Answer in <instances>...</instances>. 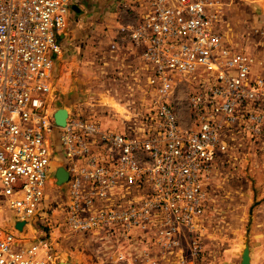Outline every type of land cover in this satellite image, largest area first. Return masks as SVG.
I'll return each instance as SVG.
<instances>
[{"label":"built area","instance_id":"2783aa9c","mask_svg":"<svg viewBox=\"0 0 264 264\" xmlns=\"http://www.w3.org/2000/svg\"><path fill=\"white\" fill-rule=\"evenodd\" d=\"M117 1L124 21L110 49L139 53L149 97L125 132L76 107L66 108L65 127L56 124L55 62L77 0H0V216L11 212L17 233H35L0 234V264L63 262L44 224L53 210L47 181L56 133L69 176L67 229L162 250L172 264H211L200 231L219 153L231 149V138L263 148L264 75L253 76L255 60L226 44L215 0ZM180 81L191 90L186 123L176 110ZM119 261L137 263L129 253Z\"/></svg>","mask_w":264,"mask_h":264},{"label":"rangeland","instance_id":"374dc122","mask_svg":"<svg viewBox=\"0 0 264 264\" xmlns=\"http://www.w3.org/2000/svg\"><path fill=\"white\" fill-rule=\"evenodd\" d=\"M109 1L97 0L92 3L97 8L102 5L101 16L98 17L103 23L99 38L104 36L112 39L115 26L113 21H124V13L119 12V9L114 11L112 7V10H107ZM113 1L117 2L111 0L110 3ZM248 11H245L247 16L253 17L254 13ZM71 13L72 10L67 15V21L73 17ZM258 22L260 21H221L228 47L249 56L255 54L252 51L264 52V33L255 26ZM110 60L99 63L96 67L92 66L93 69L85 65H81V68L72 67L68 70L64 87L54 81V97L61 101V107H76L86 115L93 113L103 120L109 130L125 132L140 122V113L147 108V72L140 60L134 63L123 56L119 60ZM88 61L89 58L82 62L79 60L80 64L90 65ZM109 62L111 65H108ZM101 66L103 68L100 70ZM112 68L115 70L113 73L110 71ZM261 75H264V65L255 64L253 76ZM78 78L83 81L77 82ZM185 82L180 81L176 90V110L180 119L186 123L189 115L187 99L191 90ZM190 84L194 85L196 82ZM53 138L57 149L47 181V195L53 210L50 213L51 220L47 223L44 221V224L50 226L62 260L70 264H124L119 258L129 253L137 259L136 264H172L168 259L169 255L166 257L167 254L162 250L146 251L132 241L124 245V239L83 236L67 229L63 223V203L67 201L69 185L57 184L56 167L59 162H63V158L60 155L57 133ZM231 140V149L227 153H219L206 180L209 205L200 231L206 249L204 261L211 264H241L242 252L248 243L251 264H264V233L254 232L255 217L259 225L264 224V219L260 221L256 214L258 211L259 214H264V210L260 209L264 204V143L263 148L258 149L239 138ZM4 216L5 225L16 222L13 213L6 212ZM32 224L43 227L41 222ZM183 252L187 255L188 249L184 248Z\"/></svg>","mask_w":264,"mask_h":264},{"label":"crops","instance_id":"0c3cea01","mask_svg":"<svg viewBox=\"0 0 264 264\" xmlns=\"http://www.w3.org/2000/svg\"><path fill=\"white\" fill-rule=\"evenodd\" d=\"M110 1L107 6V10H112L113 7V10L115 11L114 6L118 1L116 3L114 1L110 3ZM95 2H97V0ZM95 2H91V0H77V4L72 10L73 13H71V16L73 17L70 19V21H67L65 29L60 36V41L65 53L55 62V81L56 84L59 83L63 87L67 82L68 70L72 67L81 68V65H85L93 69L92 66L94 65L96 67L97 65H99V63H106L107 61H111L110 59L119 60V58H121L122 56L124 57V59L132 60V62L134 63H137L139 60L141 61L139 53L133 48L124 49V47L122 46L118 51H112L110 49V45L112 44L114 37L113 32L112 39H106L104 38V36H102V38L104 39L99 38V33L102 31L103 26L102 21L100 20V18H98L101 16L100 12H102V5L97 8L95 5H92V3ZM215 2V9L220 21H260L258 23H255V26L259 27V30L264 33V0H215ZM248 10L252 11L251 14L254 13L253 17L247 16L245 11ZM251 11H248V13ZM251 14H249V16H251ZM112 15L114 16L113 13ZM116 23L117 21L114 20L112 24L116 26ZM220 28L222 30V25L220 26ZM252 52L255 53H252L255 58L251 55V57H253V59L255 60V64L264 65V63H262V61H264V52L262 50ZM87 58H89V61L87 63H90V65L86 63L80 64L79 60H81L82 62L86 61ZM108 65H111L110 62ZM102 68L103 67L101 66L100 70ZM110 71L111 73H113L115 70L113 71L112 68L110 69ZM255 71L257 70L255 69ZM78 81L81 82L83 81V79L78 78L77 82ZM60 102V100H57L56 103L60 104ZM64 108L70 107L64 106ZM63 166L64 163L59 162L56 168L58 170ZM260 209L264 210V204L260 206ZM256 214L259 216L258 219L260 221L264 219V214H259V211ZM256 219L257 217H255L254 220V232L264 233V224L259 225ZM5 220V216L4 214H2L0 216V234L11 232L17 234V236L20 238L27 239L35 234L33 228L31 227H27L24 233H17V231H15L14 223L5 225ZM166 257L164 256L163 259H165ZM168 259L173 262L175 260V257L169 256Z\"/></svg>","mask_w":264,"mask_h":264},{"label":"water","instance_id":"95a60500","mask_svg":"<svg viewBox=\"0 0 264 264\" xmlns=\"http://www.w3.org/2000/svg\"><path fill=\"white\" fill-rule=\"evenodd\" d=\"M67 118H68V110L66 108L59 107L55 113L56 124L60 127H65L67 123ZM56 178L58 180L59 185L65 184L69 178L68 172L61 167L56 172ZM24 225H25L24 222H18L16 224V228L21 231ZM60 264H70V263L61 262ZM241 264H251L250 246L248 243L245 244L244 250L242 252Z\"/></svg>","mask_w":264,"mask_h":264},{"label":"bare ground","instance_id":"6f19581e","mask_svg":"<svg viewBox=\"0 0 264 264\" xmlns=\"http://www.w3.org/2000/svg\"><path fill=\"white\" fill-rule=\"evenodd\" d=\"M68 110V109H67ZM68 112H69V110H68ZM63 262H65V261H63ZM67 263V262H66Z\"/></svg>","mask_w":264,"mask_h":264}]
</instances>
